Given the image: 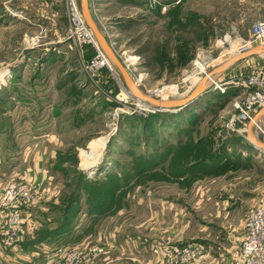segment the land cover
<instances>
[{
    "label": "rangeland",
    "instance_id": "1",
    "mask_svg": "<svg viewBox=\"0 0 264 264\" xmlns=\"http://www.w3.org/2000/svg\"><path fill=\"white\" fill-rule=\"evenodd\" d=\"M87 5L143 94L185 99L200 82L205 91L176 111L160 109L132 93L81 0H0V193L25 179L34 152L47 146L51 195L40 203L57 220L44 228L59 230L67 208L64 226L78 231L73 243L128 226L160 247L149 264H210L206 246L224 229L219 221L244 225L264 197V152L248 139L264 143V128L239 118L235 103L250 91L249 76H264V57L236 60L250 50H235L258 11L249 0ZM213 81L226 83L225 94ZM84 241L58 248L97 246L86 263L95 264L100 246ZM187 246L198 250L184 262L171 259Z\"/></svg>",
    "mask_w": 264,
    "mask_h": 264
},
{
    "label": "crops",
    "instance_id": "2",
    "mask_svg": "<svg viewBox=\"0 0 264 264\" xmlns=\"http://www.w3.org/2000/svg\"><path fill=\"white\" fill-rule=\"evenodd\" d=\"M245 1L248 2V0ZM249 4L253 7L252 9L258 11V13L253 16V18H255L254 20L257 21L264 19V0H249ZM243 20L244 18L241 17L240 21ZM248 31L245 34L246 40L250 37ZM261 46L264 45H252L249 50ZM254 57H264V54H252L246 56L244 59L247 60ZM249 122H253L261 128H264V105L254 111L253 119L249 120ZM38 147L40 146L38 145ZM48 155L47 146L36 150L32 157L34 158L32 162L33 171L24 172L23 174V177L32 182L35 186V189L37 190V198L34 201L35 204L33 203V206H28L23 210V220L27 228L26 235L13 245L5 246L3 244L2 233L4 214L0 211V263H40L46 256L45 249H49L51 252L60 246L64 247L66 245L86 242L84 240L96 242L100 246V254L97 256L95 264H140V261L144 264H149L157 255H159L161 250L159 246H147L149 235L145 230L141 228L132 229L128 226L103 228L98 234H95L93 238L86 236L83 239H80V242L76 243H73L72 241L76 240L78 231H66L58 233L54 238H47L33 244L27 243V241L34 239V234L38 230L42 228L44 229V226L52 227L57 220L53 215H48L45 208H41L42 204L40 203L47 198L48 195H51L48 187L45 185L49 178L48 162L50 161V158ZM31 209L43 210L42 217H36L34 214L36 211ZM220 224L224 229H216L217 234L215 239L208 242V245L206 246V258L210 259V264H234L239 256V247L244 236V225L242 223L241 226H232L228 220L219 221L218 225ZM137 234H143L144 237ZM176 239L179 240L180 237H177ZM40 251H43V256H41L42 252Z\"/></svg>",
    "mask_w": 264,
    "mask_h": 264
},
{
    "label": "built area",
    "instance_id": "3",
    "mask_svg": "<svg viewBox=\"0 0 264 264\" xmlns=\"http://www.w3.org/2000/svg\"><path fill=\"white\" fill-rule=\"evenodd\" d=\"M256 44L264 45V19L253 24L249 39L238 43L235 50L237 53H243ZM243 83L250 91L240 104L235 101L238 117L252 120L254 111L264 105V76L251 75ZM212 84L214 89L225 91V82L213 81ZM36 198L35 186L26 179L10 180L3 188L0 193V211L4 214L2 241L5 246L17 243L26 235L23 210ZM244 217V236L240 243L239 256L234 264H264V197L257 206L250 207ZM97 249V246H92L88 250L58 248L55 253L53 251L46 253L40 264H86ZM197 250L195 246L175 248L171 253V259L175 262H184L191 252ZM167 260L171 262L169 258Z\"/></svg>",
    "mask_w": 264,
    "mask_h": 264
},
{
    "label": "water",
    "instance_id": "4",
    "mask_svg": "<svg viewBox=\"0 0 264 264\" xmlns=\"http://www.w3.org/2000/svg\"><path fill=\"white\" fill-rule=\"evenodd\" d=\"M81 7H82V12L83 15L88 22V24L91 26L93 29L96 38H97V43L99 44L100 48L106 52V54L112 59V61L116 64L118 69L120 70L121 74L123 75L128 87L132 90V93L140 98H143L145 100L150 101L152 104L158 106V108L163 109V110H168L171 108V111H176L179 108L187 105L189 102L193 101L195 98L200 96L205 90L202 89V83L200 82L195 89L192 91L189 97L185 99H178V100H156L152 97H149L145 94H143L132 82L130 81V78L124 69L123 65L119 61V59L116 56V53L114 49L111 46V43H109L106 38L101 35V33L97 30L95 24L92 21L91 14L88 11V5H87V0H81ZM252 54H264V46L261 47H254L252 48L249 52L236 57V60H239L240 58H245L246 56L252 55ZM249 141L259 150L264 152V143L260 142L258 140H254V138L250 135L249 136Z\"/></svg>",
    "mask_w": 264,
    "mask_h": 264
},
{
    "label": "trees",
    "instance_id": "5",
    "mask_svg": "<svg viewBox=\"0 0 264 264\" xmlns=\"http://www.w3.org/2000/svg\"><path fill=\"white\" fill-rule=\"evenodd\" d=\"M64 211H65V213H64V215L62 217V220L59 221V226H58L59 230L55 231L54 233H51L52 230H47L46 228L40 229V230L37 231L39 236H36V238L29 240V241H31L30 244L37 243V242L42 241V240L47 239V238H54V237H56V235L58 233L70 231L67 226H64V224L66 223V220H67L66 219L67 215H68L67 208L66 209L64 208ZM41 232L46 233V234L45 235H43V234L41 235Z\"/></svg>",
    "mask_w": 264,
    "mask_h": 264
},
{
    "label": "bare ground",
    "instance_id": "6",
    "mask_svg": "<svg viewBox=\"0 0 264 264\" xmlns=\"http://www.w3.org/2000/svg\"><path fill=\"white\" fill-rule=\"evenodd\" d=\"M97 46V45H96ZM98 47V46H97ZM2 78H4V77H2ZM210 80H213V78H210ZM196 81V80H195ZM133 84V83H132ZM196 84V83H195ZM163 91V90H162ZM165 91V90H164ZM220 94H225V91H226V89H225V91L224 92H222V91H220V90H217ZM160 92V91H159ZM165 95V94H164ZM248 126V125H247ZM252 135V134H251ZM102 139V138H101ZM102 142H103V140H102ZM97 143H98V141H97ZM101 144V143H100ZM102 146V145H101ZM96 151H98V150H96ZM94 154H97L96 152H95V150H94Z\"/></svg>",
    "mask_w": 264,
    "mask_h": 264
}]
</instances>
